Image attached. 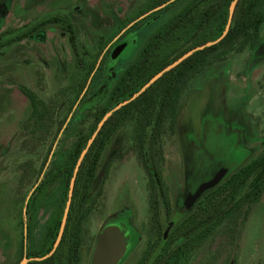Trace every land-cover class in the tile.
Returning <instances> with one entry per match:
<instances>
[{
	"label": "rangeland",
	"instance_id": "rangeland-1",
	"mask_svg": "<svg viewBox=\"0 0 264 264\" xmlns=\"http://www.w3.org/2000/svg\"><path fill=\"white\" fill-rule=\"evenodd\" d=\"M158 1L8 0L0 7V38L6 36L0 40V264H20L24 210L38 196L35 191L44 194L34 215L29 248L38 247L55 210L61 209L62 218L69 189L67 159L89 134L112 86L143 43L190 0H174L172 8L128 31ZM25 26L29 30L15 37ZM122 43L126 47L112 58ZM259 45L264 51V24ZM255 51L249 47L226 56L220 51L208 54V66L182 94L176 125L165 122L158 163L171 211L169 215L164 208L161 211L164 234H171L190 214L182 205L186 189L204 179L206 165L218 153L228 151L234 162L246 155L242 165L264 154V54ZM22 87L48 104L42 129L35 131ZM134 126V121H127L107 142L90 194L82 202L87 214L82 216L80 264H89L96 237L110 220L122 222L132 241L133 249L121 264L142 260L150 264L158 248ZM54 167L63 173L38 190ZM192 176L194 182L188 181ZM222 241L220 235L215 240L210 236L189 256L170 264H264V193L238 244L213 262L211 251ZM150 246L155 251L145 260ZM168 256L165 253L164 260Z\"/></svg>",
	"mask_w": 264,
	"mask_h": 264
},
{
	"label": "trees",
	"instance_id": "trees-1",
	"mask_svg": "<svg viewBox=\"0 0 264 264\" xmlns=\"http://www.w3.org/2000/svg\"><path fill=\"white\" fill-rule=\"evenodd\" d=\"M232 1L190 0L150 35L136 57L112 86L106 106L96 118L89 134L77 142L67 159V166H65L67 188L78 157L102 117L117 103L130 98L139 91L156 73L184 53L220 37L225 30ZM165 2L167 0H160L148 10ZM176 2L173 1L157 11H152L135 22L128 31L143 26L149 19L172 8ZM263 24L264 0H239L231 28L224 39L211 47L195 52L176 68L166 72L136 100L114 112L98 134L78 172L74 202L70 212V217H74L75 221L69 231L68 227L66 229L58 249L59 254L62 250L64 251L63 246L68 239L71 240V254L73 256L79 254L78 240L82 221L76 218L82 219V216L85 217L87 214L86 209H81L82 202L86 201L90 188L94 184L95 174L107 142L129 120L135 122L134 141L139 161L148 177L152 224L158 235L156 253L153 250L155 246H150L144 259H148L154 253L150 264H170L173 260L180 261L189 256L210 236H214L215 240L220 235L223 243L218 249L211 251L214 262L224 254L226 249L238 244L236 240L242 237L249 215L264 193V154L246 165L239 164L217 186L204 192L190 214L177 223L173 232L169 234L165 231L167 236L161 246L165 235L160 221L161 211L164 208L169 215L171 202L161 178L158 147H162L165 122L169 119L171 127L176 125L183 92L193 78L208 66V54L220 51V56H226L243 52L249 47L257 49ZM26 32L21 30L20 34ZM17 36L19 34L15 35ZM5 38L6 36L1 37L0 40H5ZM11 38L14 37L8 39ZM21 91L30 102V116L35 120V131L42 129L48 104L27 87H22ZM62 173V170L54 167L48 174L51 180L44 179L38 190L54 182ZM165 253H169V256L164 260ZM54 260L55 255L32 264H54ZM138 264H144V260Z\"/></svg>",
	"mask_w": 264,
	"mask_h": 264
},
{
	"label": "water",
	"instance_id": "water-1",
	"mask_svg": "<svg viewBox=\"0 0 264 264\" xmlns=\"http://www.w3.org/2000/svg\"><path fill=\"white\" fill-rule=\"evenodd\" d=\"M173 1L174 0L167 1L166 3H163L160 6L154 8L152 11H157L158 9L163 8L164 6H166L167 4H169ZM238 2H239V0H233L230 3L226 27H225V30L223 31V33L220 37H218L215 40L208 41V42H206L200 46L194 47L191 50L184 53L178 59H176L175 61H173L172 63H170L166 67H164L161 71L156 73L145 85H143L140 88L139 91L134 93L130 98H128L122 102L117 103L98 122L96 129L94 130L91 137L88 139L87 144L84 147V149L81 151V153L78 157V160L76 162V165L74 167L73 175H72L70 183H69L68 200L66 203V208L64 211L60 231L58 233V237L55 241V244H54L52 250L50 251V253H48L44 257L34 258L35 260H43V259L47 258L48 256L53 255V253L56 251V248L60 244V241L63 237L64 230H65V227L67 224L68 213H69V210L71 207V202H72L73 193L75 190V184H76L78 172L80 170V167H81L87 153L89 152L91 146L93 145L95 139L97 138L98 134L102 130L105 123L114 114V112H116L119 109H121L122 107L128 105L132 101L136 100L151 85H153L158 79H160L166 72H169L172 69L176 68L179 64H181L184 60L189 58L195 52L203 50L207 47H211V46L219 43L222 39H224L226 37V35L228 34L230 28H231L232 21L234 18V14H235V10H236ZM151 12H148L145 15H143L142 17H139L136 21L142 19L143 17L147 16ZM20 32L21 31H18L17 33H15V35L19 34ZM125 47H126L125 43H122L119 46H117L112 53V58H116ZM226 170H227L226 168L222 169L220 172L216 173L212 179L201 183L200 186L197 188V190L194 193L188 194L186 197L185 206L187 208H192L194 206V204L197 202V200L203 195L204 192H206L209 189L214 188L215 186H217L221 182ZM166 236H167V233H165V235H164V239L162 241L161 246L164 244ZM128 238H129V232L127 231V229L124 228L123 225L106 223L101 228L100 232L97 235L90 264H119L127 253V248L129 245ZM28 260H29L28 258H24V259H22L20 264H27Z\"/></svg>",
	"mask_w": 264,
	"mask_h": 264
},
{
	"label": "flooded vegetation",
	"instance_id": "flooded-vegetation-1",
	"mask_svg": "<svg viewBox=\"0 0 264 264\" xmlns=\"http://www.w3.org/2000/svg\"><path fill=\"white\" fill-rule=\"evenodd\" d=\"M6 3H8V0H0V7L5 6ZM29 28H30L29 26H25V28L22 29V31H28ZM255 52H256L257 55L264 54V51H261L260 45L257 47ZM237 133H239V139L243 142L242 129L238 128L237 129ZM241 148H242V151H246L244 149L243 145H242ZM218 154H217L218 157L216 156V158H213L211 160L212 163L206 165L207 167L204 170V172L206 171L205 174H204V177H203L204 179L200 183H196V187L195 188L190 186V184L187 185V186H190V187L186 189V195L194 193L197 190V188L200 186L201 183L212 179L215 176L216 173H218L222 169L226 168L227 170H226V172H225V174H224V176H223V178L221 180V181H223V179H225V177L235 167H237L239 164H241L243 162V159L246 157V155H245L244 158H242V161H240V162H234L230 158L231 154L228 151H226V152L223 151L222 154L221 153H218ZM202 176H203V174H202ZM44 179L51 180V177H47V178H44ZM44 179H43V181H44ZM56 179L54 180V182L56 181ZM189 180H191V178L188 177V181ZM54 182H52V183H54ZM192 182H194V181H192ZM48 185L43 186V189L45 187H47ZM35 192L36 193H34V194H36V196L37 195L38 196L32 202L27 203L26 204V209L24 210V215H23L24 228H23V244H22L21 261L24 258H28L29 260H28L27 264H32L33 262L44 261V260H46V259H48V258H50V257L55 255L54 264H80L81 261H82V238H81L82 236H81V231H82V226H83V218L82 219H80V217L76 218V220H79V221L81 220L82 221V224L80 225L79 240H78L79 254H77L76 256H73L71 254V251H70L71 240H69L68 238H67L68 240L65 242V244L63 246L64 251L62 250L61 253L59 254V250H58L60 245H61V242L63 240V237H64V234L66 232L67 227H68V231H69L70 228L73 227V223L75 221L74 217H70L71 207H70V210H69V213H68V220H67V224H66V227H65V230H64L63 237H62V239L60 241V244L56 248V251L53 253V255L48 256L47 258H45L43 260H35L34 259V258H37V257H44L45 255L50 253V251L52 250V248H53V246L55 244V241H56V239L58 237V233L60 231V227H61V223H62V219H63V216L61 218V214H60L61 213V209H58V211L55 210L52 213V215L50 216V218L47 220L45 231H44L43 237H42L38 247L35 248V249L29 248V240L32 238V224H33V221H34V218H35L34 215H35V213H38V211H39V205L41 204L40 201L42 200V195L44 194V193H41L40 191H39L40 193H38L37 191H35ZM186 195H184V199H183V202H182V205L184 207H186L185 206L186 197H187ZM66 196H67V199H68V193H67ZM73 196H74V193H73ZM73 202L74 201H73V198H72L71 206H72ZM193 207L190 208L189 210L191 211L193 209ZM65 208H66V206H65ZM65 208H64V211H65ZM62 214L64 215V212H62ZM107 223L108 224H118V225H123L124 226V224L122 222L118 221V220H110ZM130 248L133 249V246H132V241H130V239H129V245H128V248H127V253H126L125 257L122 259V261L119 264H121L125 260V258L130 254V253L128 254V251H129ZM92 253H93V251H92ZM91 257H92V254H91ZM90 261H91V258H90ZM89 264H90V262H89Z\"/></svg>",
	"mask_w": 264,
	"mask_h": 264
},
{
	"label": "bare ground",
	"instance_id": "bare-ground-1",
	"mask_svg": "<svg viewBox=\"0 0 264 264\" xmlns=\"http://www.w3.org/2000/svg\"><path fill=\"white\" fill-rule=\"evenodd\" d=\"M217 145H218V143H217ZM221 148H220V150L223 148L222 146H220ZM218 148H219V146H218ZM217 148V149H218ZM224 149V148H223ZM198 152V151H197ZM216 153V152H215ZM211 154V153H210ZM222 154V153H221ZM197 155V154H196ZM219 155V154H218ZM196 158V157H195ZM194 158V159H195ZM199 160H200V158H199ZM202 161V160H201ZM207 161V160H206ZM199 164V163H198ZM193 166H195V165H193ZM200 166V165H199ZM201 167V166H200ZM193 168V167H192ZM191 169V168H190ZM199 173V172H198ZM197 175V174H196ZM195 176V175H194ZM189 178H193V176L192 177H189ZM197 178V177H196ZM195 180V179H194Z\"/></svg>",
	"mask_w": 264,
	"mask_h": 264
}]
</instances>
